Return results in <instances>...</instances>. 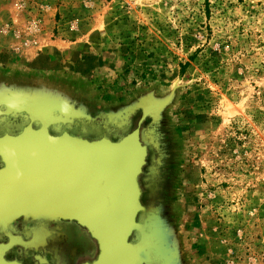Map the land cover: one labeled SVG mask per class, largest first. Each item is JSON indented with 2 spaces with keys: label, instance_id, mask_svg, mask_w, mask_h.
I'll return each mask as SVG.
<instances>
[{
  "label": "rangeland",
  "instance_id": "374dc122",
  "mask_svg": "<svg viewBox=\"0 0 264 264\" xmlns=\"http://www.w3.org/2000/svg\"><path fill=\"white\" fill-rule=\"evenodd\" d=\"M47 46L117 59L81 91L0 62V94L76 108L125 125L122 136L141 115L108 113L173 90L148 117L163 147L162 204L143 205L158 210L179 264H264V0H0L3 53Z\"/></svg>",
  "mask_w": 264,
  "mask_h": 264
},
{
  "label": "water",
  "instance_id": "95a60500",
  "mask_svg": "<svg viewBox=\"0 0 264 264\" xmlns=\"http://www.w3.org/2000/svg\"><path fill=\"white\" fill-rule=\"evenodd\" d=\"M172 95L158 101L149 94L123 114L108 113L123 123L141 110L137 126L117 140L52 135L48 126L61 121L59 113L41 111L34 97L14 99L13 112L24 111L30 122L17 134L0 136V223L73 220L97 244L95 258L82 264H179L158 210L141 203L139 184L147 156L140 124L156 119Z\"/></svg>",
  "mask_w": 264,
  "mask_h": 264
},
{
  "label": "flooded vegetation",
  "instance_id": "af4514ba",
  "mask_svg": "<svg viewBox=\"0 0 264 264\" xmlns=\"http://www.w3.org/2000/svg\"><path fill=\"white\" fill-rule=\"evenodd\" d=\"M14 101L12 94L6 93L4 96L0 94V136L5 133L17 134L30 122L24 111H8L6 104ZM95 114L97 116L98 113ZM60 115L61 121L48 126V131L52 135L67 132L72 136L88 140L103 136L117 140L121 128L125 126H105L98 118L91 120L82 116ZM138 115L140 117V110L132 114L128 124ZM150 122L151 119L147 117L140 124L141 140L147 147L146 162L139 176L140 201L144 205H161L165 181L160 172L162 166L159 165L158 159L163 147L160 143L156 144L147 131ZM31 125L33 128L40 126L38 122H33ZM97 252L96 241L90 237L85 228L73 220L20 217L9 223H0V264H82L91 262Z\"/></svg>",
  "mask_w": 264,
  "mask_h": 264
},
{
  "label": "crops",
  "instance_id": "0c3cea01",
  "mask_svg": "<svg viewBox=\"0 0 264 264\" xmlns=\"http://www.w3.org/2000/svg\"><path fill=\"white\" fill-rule=\"evenodd\" d=\"M8 51L3 53V49L0 47V62H7L8 60L15 59L18 61L14 67L15 70L25 69L30 73H42L51 80L58 77L69 82L74 81L75 84L78 83L76 86H78V90L80 91L82 90V84L86 83L84 81L89 78H96L101 73H108L110 66L113 65L115 59H117H110L109 57L99 55L95 51L84 50L79 46H67L65 48L47 46L45 49L39 51H33L27 48L19 52L10 51L7 58L5 54L8 53ZM94 83L96 85L100 83L98 78L94 80ZM75 84L74 88L76 87ZM90 91H92V89H90ZM61 101L68 104L65 102L66 100L62 99ZM63 102L59 103L66 105L63 104ZM63 107V112H61L62 115L79 116L80 111L76 108L69 106Z\"/></svg>",
  "mask_w": 264,
  "mask_h": 264
},
{
  "label": "bare ground",
  "instance_id": "6f19581e",
  "mask_svg": "<svg viewBox=\"0 0 264 264\" xmlns=\"http://www.w3.org/2000/svg\"><path fill=\"white\" fill-rule=\"evenodd\" d=\"M15 102V101H14ZM13 102V103H14ZM13 103H11V104H6V106H7V109L8 110H12L11 108H13ZM39 104V103H38ZM41 111L43 110V107L42 106H37ZM12 111H14V110H12ZM46 111V110H45ZM49 112H53V110H51V111H49Z\"/></svg>",
  "mask_w": 264,
  "mask_h": 264
},
{
  "label": "trees",
  "instance_id": "16d2710c",
  "mask_svg": "<svg viewBox=\"0 0 264 264\" xmlns=\"http://www.w3.org/2000/svg\"><path fill=\"white\" fill-rule=\"evenodd\" d=\"M191 119H193V118H191Z\"/></svg>",
  "mask_w": 264,
  "mask_h": 264
}]
</instances>
